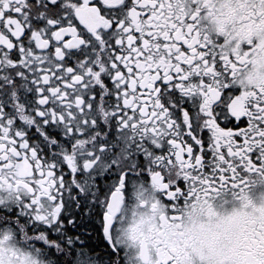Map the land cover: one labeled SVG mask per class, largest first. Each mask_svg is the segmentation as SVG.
<instances>
[{
  "label": "snow or ice",
  "instance_id": "6c2138e0",
  "mask_svg": "<svg viewBox=\"0 0 264 264\" xmlns=\"http://www.w3.org/2000/svg\"><path fill=\"white\" fill-rule=\"evenodd\" d=\"M0 264H264V0H0Z\"/></svg>",
  "mask_w": 264,
  "mask_h": 264
}]
</instances>
